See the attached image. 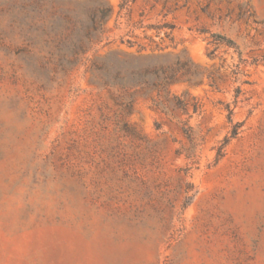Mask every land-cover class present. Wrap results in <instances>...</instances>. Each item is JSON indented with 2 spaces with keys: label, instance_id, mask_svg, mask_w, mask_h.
<instances>
[{
  "label": "rangeland",
  "instance_id": "rangeland-1",
  "mask_svg": "<svg viewBox=\"0 0 264 264\" xmlns=\"http://www.w3.org/2000/svg\"><path fill=\"white\" fill-rule=\"evenodd\" d=\"M0 264H264V0H0Z\"/></svg>",
  "mask_w": 264,
  "mask_h": 264
},
{
  "label": "trees",
  "instance_id": "trees-1",
  "mask_svg": "<svg viewBox=\"0 0 264 264\" xmlns=\"http://www.w3.org/2000/svg\"><path fill=\"white\" fill-rule=\"evenodd\" d=\"M110 9L101 7L94 9L90 13L91 23L85 26L86 37L89 43L93 38V34L99 32L102 27V23L108 17ZM221 39L227 41L232 47H236L233 40H226L222 36ZM80 41H82L80 39ZM79 51H82L81 43L78 44ZM139 57H135L131 60L120 56H109L101 61H95L92 65V70L96 77L102 83L104 87L114 89L119 87L121 89H129L140 86H167L174 82L188 81L194 82V73L189 62L177 57L176 61L170 65H166L160 62L142 64ZM241 91L237 89L236 97L240 95ZM178 107L185 109L183 101L178 100ZM228 118L231 120L233 116V110L228 108ZM240 125L236 124L233 127L232 137H236L239 134Z\"/></svg>",
  "mask_w": 264,
  "mask_h": 264
}]
</instances>
